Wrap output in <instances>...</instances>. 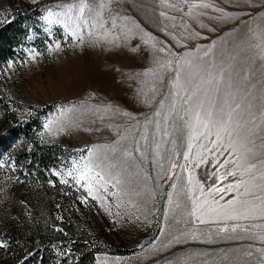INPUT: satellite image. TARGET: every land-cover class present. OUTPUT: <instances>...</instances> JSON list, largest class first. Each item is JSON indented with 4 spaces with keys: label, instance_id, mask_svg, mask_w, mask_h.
<instances>
[{
    "label": "rangeland",
    "instance_id": "rangeland-1",
    "mask_svg": "<svg viewBox=\"0 0 264 264\" xmlns=\"http://www.w3.org/2000/svg\"><path fill=\"white\" fill-rule=\"evenodd\" d=\"M79 3L0 0V264H264L255 251L264 242L250 238L261 231L250 226L264 220L207 216L208 223H193L183 208L169 203L171 193L190 208L186 195H176L188 186L189 174L204 188L203 195L198 186L192 195L220 204L237 193L208 190L223 189L240 177L226 175L233 170L231 163L220 168L227 153L214 160L200 147H212L204 139L193 142L185 160L183 121L170 119L167 137L157 133L155 121L161 120V129L164 124L154 113L171 91L173 73L156 82L152 99V78L143 76L157 59L175 60L185 52L201 57L208 51L205 62L231 65L234 89L250 90L259 116L264 109V0H88L92 10L69 19ZM204 3L211 6L192 7ZM68 5L77 7L69 12ZM49 11L60 14L51 25L44 20ZM76 25L83 43L69 35ZM153 43L175 56L155 52ZM260 136L264 124L255 138L253 163L264 160ZM113 147L119 151L113 153ZM88 149L107 157L104 174L110 182L93 181L96 199L88 196L84 181L76 183V172L68 175L73 163L92 159ZM123 149L132 157L124 158ZM109 163L116 167L108 168ZM218 176L226 178L218 181ZM233 224L248 231L232 232ZM223 227L228 231L220 232ZM189 230L196 238L181 235Z\"/></svg>",
    "mask_w": 264,
    "mask_h": 264
},
{
    "label": "snow or ice",
    "instance_id": "snow-or-ice-1",
    "mask_svg": "<svg viewBox=\"0 0 264 264\" xmlns=\"http://www.w3.org/2000/svg\"><path fill=\"white\" fill-rule=\"evenodd\" d=\"M209 4H193L192 7H203L208 8ZM69 12L74 5H68ZM104 5H101V10ZM91 9V5L88 0H80L78 5L77 14L73 17L70 16L71 20H79L84 16L85 10ZM217 11H222L217 9ZM100 12H97V16H100ZM54 15H60L59 13L54 14L49 11L48 15L44 17V20L51 25L53 23L52 17ZM163 16L164 13H161ZM113 28L116 27V20L113 18ZM66 26V31H67ZM99 27L103 28V24L100 23ZM136 27H139L136 25ZM69 35L73 39H79L83 43V37L79 36V26L76 25L69 32ZM145 37H148V33H144ZM152 38L144 39V44H149ZM152 48L155 52L165 53L166 55L175 56V54L166 52L165 47H156L153 43ZM55 48L58 50L60 44L56 43ZM51 50V49H50ZM133 52L136 48L132 49ZM210 51V49H209ZM208 56V51H205L203 56L196 57L192 52H185L182 56H176L175 60L166 59L155 61L156 67L149 68L143 76L152 78V85L149 87L148 92L152 95L149 99L154 98L157 92L156 82L164 83V73L172 71L173 76L169 79L168 84L171 91L168 94L170 97V103L165 104V99L159 101V109L154 113L156 117H162L164 124L161 129V120H156L157 133L162 132L163 137L169 136L168 121H183L188 128V151L184 152V159L189 160V152L193 148V142L199 139L207 140L211 144V148H207L201 144L200 147L204 148L210 154H213L214 160L215 155H224L227 153L228 159H225L223 164H220V168H225L226 165L231 163L233 170L227 172V176H235L239 174L240 179L234 184H229L225 188L213 187L208 190L209 194L213 192L235 191L237 198L228 201L225 204H220L219 201L212 200L211 202L201 200L192 195L194 188L199 187L201 195L204 194L203 185H200L198 181H195L193 176L189 174L187 180V187L181 186L177 191L176 195H186L187 202L190 203V208L187 203L174 201L173 194H169V203H175L176 208H183L186 215L192 218L193 223L199 222L200 224L208 223L207 216H212L222 220H264V195H257L256 193L264 192V160L258 163H253L252 158L257 155V145L255 138L261 131V125L264 124V109H261L259 116L253 110L254 105L250 102L249 96L251 95L250 90L242 91L239 88L234 89L232 81L231 65L225 66L223 63L216 64L214 61L205 62L204 57ZM33 58L34 55H33ZM261 59H264V48L261 49ZM173 65H175L173 67ZM11 63L8 67H11ZM244 79L247 80L248 76L245 75ZM255 87V85H253ZM147 96L148 93H145ZM64 111H67L65 109ZM124 116H129L127 112L122 113ZM187 117V119H185ZM134 118V117H133ZM259 120V122H258ZM151 122V121H149ZM51 124L45 125L48 128ZM215 139H211V137ZM262 143L259 148L264 150V136L259 137ZM121 139H127L122 136ZM147 140V135L143 137ZM119 143V141L117 142ZM175 145L176 141H172ZM138 144V142H137ZM159 147V145H157ZM137 152L140 151L137 146L135 149ZM113 153L119 151V149L113 147L111 149ZM89 157L86 163L83 165H77L73 163V167L69 170L68 175L72 176L73 172H76V183L81 184L82 181L85 183L83 187L87 191L89 197L96 199L97 196L94 192V184L96 183H107L110 182L106 179L104 174V160L107 157L101 159L95 149H88ZM122 156L124 158L132 157V151L129 149H123ZM203 162V158H201ZM199 166V165H197ZM3 167V165H0ZM108 168H115V164L109 163ZM175 163L172 164V168H176ZM181 167H184L181 165ZM219 171V169L217 170ZM226 176H218L217 179L223 180ZM114 180L116 184H120V180L117 176L110 178ZM62 183L67 181L62 180ZM174 189L177 188L176 184H173ZM243 189V191H240ZM244 196L253 197L252 199H240L239 197ZM82 202H86L85 198H81ZM222 199V197H221ZM254 229H261L258 232H251L250 238L264 242V224H252L250 226ZM237 228H241L242 231H248V228L233 224L231 227L232 232H236ZM220 232H227L228 228L223 227L219 229ZM183 236H192L196 238V231L189 230L182 233ZM177 242L180 240V236L173 238ZM172 241L165 244L164 247L170 246ZM4 245L0 243V247ZM256 252L261 254V258L264 259V248H256ZM246 255L251 256L252 251H247Z\"/></svg>",
    "mask_w": 264,
    "mask_h": 264
}]
</instances>
